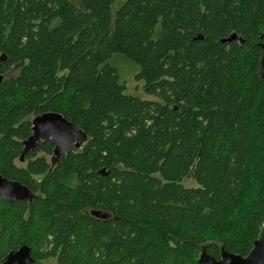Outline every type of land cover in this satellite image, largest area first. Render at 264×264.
<instances>
[{"label": "trees", "instance_id": "1", "mask_svg": "<svg viewBox=\"0 0 264 264\" xmlns=\"http://www.w3.org/2000/svg\"><path fill=\"white\" fill-rule=\"evenodd\" d=\"M262 45L264 0H0V175L35 196L0 199V264L23 245L33 264L246 257L264 225ZM114 57L155 100L126 93ZM47 112L87 141L19 164Z\"/></svg>", "mask_w": 264, "mask_h": 264}, {"label": "water", "instance_id": "2", "mask_svg": "<svg viewBox=\"0 0 264 264\" xmlns=\"http://www.w3.org/2000/svg\"><path fill=\"white\" fill-rule=\"evenodd\" d=\"M76 1V0H74ZM242 39L236 33H232L228 38L222 40V43H229ZM262 57L260 59V72L264 74V45H262ZM1 80V78H0ZM32 134L23 142V149L19 157V163H24L28 154H38L40 152L39 143L47 142L53 144L51 166H54L59 158L68 155L71 152L79 150L87 141V134L82 130L76 129L73 124L66 120L61 114L47 112L34 117L31 121ZM100 174L107 176L105 169ZM34 193L26 186L16 181H10L0 175V199L6 203L21 201L26 204L34 199ZM90 215L97 219L106 220L111 217L109 213L92 210ZM34 259L31 256V248L23 245L17 250L8 253L3 264H33ZM198 264H264V225L259 238L254 241L250 253L246 257L235 255L221 250L220 259L207 254L203 247L199 257Z\"/></svg>", "mask_w": 264, "mask_h": 264}, {"label": "rangeland", "instance_id": "3", "mask_svg": "<svg viewBox=\"0 0 264 264\" xmlns=\"http://www.w3.org/2000/svg\"><path fill=\"white\" fill-rule=\"evenodd\" d=\"M112 63L118 68L120 73V80L125 83L126 86V93L141 99L145 100H155V98L145 95L142 91V83L138 82L134 78V74L136 73L137 69L134 65L130 63L124 62L121 57H114ZM38 155H41L39 153ZM50 160L51 158L48 157ZM183 185L185 187H195L196 184L192 179H186L183 181ZM44 264H55L54 259H48L43 262Z\"/></svg>", "mask_w": 264, "mask_h": 264}, {"label": "flooded vegetation", "instance_id": "4", "mask_svg": "<svg viewBox=\"0 0 264 264\" xmlns=\"http://www.w3.org/2000/svg\"><path fill=\"white\" fill-rule=\"evenodd\" d=\"M39 154V153H38ZM25 162V161H24ZM18 163H19V159H18ZM19 164H22V163H19Z\"/></svg>", "mask_w": 264, "mask_h": 264}, {"label": "bare ground", "instance_id": "5", "mask_svg": "<svg viewBox=\"0 0 264 264\" xmlns=\"http://www.w3.org/2000/svg\"><path fill=\"white\" fill-rule=\"evenodd\" d=\"M34 155V154H33ZM23 164V163H22Z\"/></svg>", "mask_w": 264, "mask_h": 264}]
</instances>
